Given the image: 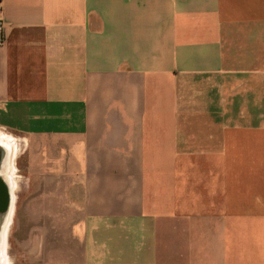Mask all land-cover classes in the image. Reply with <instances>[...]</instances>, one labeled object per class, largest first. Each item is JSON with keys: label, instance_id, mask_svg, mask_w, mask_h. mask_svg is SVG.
Wrapping results in <instances>:
<instances>
[{"label": "crops", "instance_id": "0c3cea01", "mask_svg": "<svg viewBox=\"0 0 264 264\" xmlns=\"http://www.w3.org/2000/svg\"><path fill=\"white\" fill-rule=\"evenodd\" d=\"M0 21V144L47 264H264V0Z\"/></svg>", "mask_w": 264, "mask_h": 264}, {"label": "rangeland", "instance_id": "374dc122", "mask_svg": "<svg viewBox=\"0 0 264 264\" xmlns=\"http://www.w3.org/2000/svg\"><path fill=\"white\" fill-rule=\"evenodd\" d=\"M7 158V156L5 157ZM7 174L10 173L12 176L11 166L7 165ZM1 170V169H0ZM0 176L5 180L6 183H9L8 178L3 176V173H0ZM16 204V203H15ZM21 207V202H20ZM19 206L13 207V212L8 221L7 227L4 229L5 219H0V236L4 237V246L1 251L4 253V263L6 264H47L46 260L42 256L38 255L37 248L34 249L31 244L32 236V227L36 224L32 219L37 215L36 213H20ZM6 214H3V218ZM42 215V214H41ZM1 218V214H0ZM11 227V228H10ZM4 229V232H3ZM7 231V232H6ZM6 234V235H5Z\"/></svg>", "mask_w": 264, "mask_h": 264}, {"label": "bare ground", "instance_id": "6f19581e", "mask_svg": "<svg viewBox=\"0 0 264 264\" xmlns=\"http://www.w3.org/2000/svg\"><path fill=\"white\" fill-rule=\"evenodd\" d=\"M1 142V141H0ZM4 143V142H3ZM7 144H0V156H1V170H0V173L2 174L3 173V176L5 177V178H8V180H9V183H10V186L12 187L13 185V181H12V177H11V175H10V173L9 174H7L6 172H5V169L7 170V167H6V164H7V162H6V156L8 155V153H9V147L7 146ZM6 147V148H5ZM8 148V149H7ZM4 167H5V169H4ZM8 171V170H7ZM13 188V187H12ZM12 191V190H11ZM14 196V195H13ZM23 198V197H22ZM22 200V199H21ZM15 201H14V197H12L11 198V202L9 201V203H8V208H7V213H6V215H5V217L3 218H1V220L2 219H5V221L3 222L4 224V229H5V227H7V224H8V221H9V219H11L10 218V216H11V212H13L12 210H13V207H14V205H15V203H14ZM16 208V207H15ZM0 220V221H1ZM11 228V227H10ZM4 229H3V232H4ZM7 232V231H6ZM6 235V234H5ZM3 246H4V237H1L0 236V254H1V251L3 250Z\"/></svg>", "mask_w": 264, "mask_h": 264}, {"label": "water", "instance_id": "95a60500", "mask_svg": "<svg viewBox=\"0 0 264 264\" xmlns=\"http://www.w3.org/2000/svg\"><path fill=\"white\" fill-rule=\"evenodd\" d=\"M0 164H1V156H0ZM1 165H0V169H1ZM11 198L12 196H11L10 184L6 183L5 180L0 176V214H1V218L3 217V214L7 213L8 203L9 201L11 202Z\"/></svg>", "mask_w": 264, "mask_h": 264}, {"label": "built area", "instance_id": "2783aa9c", "mask_svg": "<svg viewBox=\"0 0 264 264\" xmlns=\"http://www.w3.org/2000/svg\"><path fill=\"white\" fill-rule=\"evenodd\" d=\"M3 36H4V25L0 21V40L3 38Z\"/></svg>", "mask_w": 264, "mask_h": 264}, {"label": "flooded vegetation", "instance_id": "af4514ba", "mask_svg": "<svg viewBox=\"0 0 264 264\" xmlns=\"http://www.w3.org/2000/svg\"><path fill=\"white\" fill-rule=\"evenodd\" d=\"M0 264H6V263H4V253H2V252L0 254Z\"/></svg>", "mask_w": 264, "mask_h": 264}]
</instances>
